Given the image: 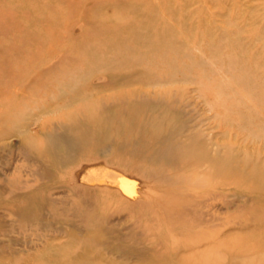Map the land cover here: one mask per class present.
<instances>
[{
  "label": "rangeland",
  "instance_id": "obj_1",
  "mask_svg": "<svg viewBox=\"0 0 264 264\" xmlns=\"http://www.w3.org/2000/svg\"><path fill=\"white\" fill-rule=\"evenodd\" d=\"M96 157L188 176L206 240L170 248L73 189L102 184L73 171ZM205 245L264 264V0H0V264H202Z\"/></svg>",
  "mask_w": 264,
  "mask_h": 264
},
{
  "label": "bare ground",
  "instance_id": "obj_2",
  "mask_svg": "<svg viewBox=\"0 0 264 264\" xmlns=\"http://www.w3.org/2000/svg\"><path fill=\"white\" fill-rule=\"evenodd\" d=\"M117 161L104 163L96 157L92 161L80 162L73 171L81 168L78 173L81 179L102 184L95 187L77 184L73 172L69 181L71 187L90 199L127 211L144 233L154 241L159 239L160 243H166L165 246L170 248L192 247L206 240V218L198 209L204 198L190 192L195 183L193 180L183 174L171 175L162 161L155 165L145 163L142 159L130 160L129 157L122 162ZM106 166L120 172H108ZM133 179L139 181V187L130 195L127 194L129 188L126 187V181ZM195 254L201 257L202 264H206V245L197 247Z\"/></svg>",
  "mask_w": 264,
  "mask_h": 264
}]
</instances>
